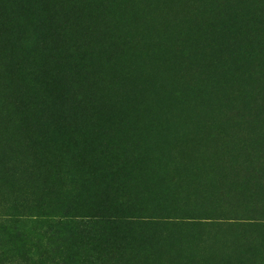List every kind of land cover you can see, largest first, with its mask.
Returning a JSON list of instances; mask_svg holds the SVG:
<instances>
[{"label": "rangeland", "instance_id": "374dc122", "mask_svg": "<svg viewBox=\"0 0 264 264\" xmlns=\"http://www.w3.org/2000/svg\"><path fill=\"white\" fill-rule=\"evenodd\" d=\"M0 264H264V0H0Z\"/></svg>", "mask_w": 264, "mask_h": 264}, {"label": "trees", "instance_id": "16d2710c", "mask_svg": "<svg viewBox=\"0 0 264 264\" xmlns=\"http://www.w3.org/2000/svg\"><path fill=\"white\" fill-rule=\"evenodd\" d=\"M25 1L28 2V0H25ZM28 69L33 70L34 67H29ZM32 96L34 97L33 104H34V102L42 101V100H41V96H43V95H40V96H39V95H37V94H32ZM41 104L43 105V102H41ZM44 109H46V108H44Z\"/></svg>", "mask_w": 264, "mask_h": 264}]
</instances>
